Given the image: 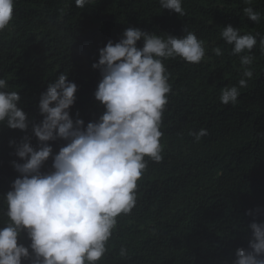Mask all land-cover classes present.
I'll return each mask as SVG.
<instances>
[{"label":"trees","instance_id":"1","mask_svg":"<svg viewBox=\"0 0 264 264\" xmlns=\"http://www.w3.org/2000/svg\"><path fill=\"white\" fill-rule=\"evenodd\" d=\"M244 0H183L184 16L161 9L158 0H96L80 9L74 0H15L13 20L0 32V78L18 90L31 122L42 117L38 102L60 72L77 84L70 114L85 123L104 111L94 99L100 72L91 65L109 39L137 27L160 35L192 31L205 43L198 64L181 58L164 61L171 92L161 131L160 163L149 161L138 186L137 204L119 218L100 264H232L237 247H247L253 219L264 220V0H252L259 22L243 14ZM228 24L256 36L253 78L236 105L222 104L221 89L241 78L239 56L220 37ZM142 46V40L137 42ZM220 47L223 55L213 49ZM208 135L195 142L191 131ZM31 144L37 139L27 130ZM25 135L0 126V195L19 175L11 161L14 145ZM53 153L66 142H49ZM51 157L42 170H49ZM6 208L0 199V213ZM252 214L249 215L248 213ZM7 218L0 214V224ZM26 246L28 239L22 235ZM128 249L121 258L119 249ZM26 264V262H25Z\"/></svg>","mask_w":264,"mask_h":264},{"label":"clouds","instance_id":"2","mask_svg":"<svg viewBox=\"0 0 264 264\" xmlns=\"http://www.w3.org/2000/svg\"><path fill=\"white\" fill-rule=\"evenodd\" d=\"M161 9L185 15L183 0H158ZM85 9L96 0H74ZM243 14L259 22L260 13L251 6ZM15 0H0V32L13 20ZM222 40L232 45L239 56L241 78L237 85L221 89L222 104L236 105L241 89L253 78L252 49L256 36L241 34L228 24L220 32ZM142 40V46L137 42ZM260 44L264 48V38ZM223 55L220 47L213 49ZM181 58L198 64L205 57V43L192 31L183 35L147 32L137 27L124 29L120 39H111L98 49L100 80L94 99L104 111L87 123L70 114L76 100L77 84L60 72L40 94L38 109L42 119L36 123L18 106V90H9L0 78V126L25 133L14 145V155L22 162L11 161L19 175L10 190L0 195L7 219L0 224V264H100L109 251V241L117 230L119 218L128 216L137 204L138 186L149 161L163 160L161 131L169 103L170 74L164 61ZM31 134L37 145L31 144ZM195 142L208 135L205 128L189 133ZM264 136V132L259 133ZM66 143L53 153L50 141ZM51 157L49 170H42ZM249 215L252 213L249 212ZM247 247L235 249L232 264H264V220L253 219ZM25 236L27 246L20 242ZM119 256L127 258L126 247Z\"/></svg>","mask_w":264,"mask_h":264}]
</instances>
